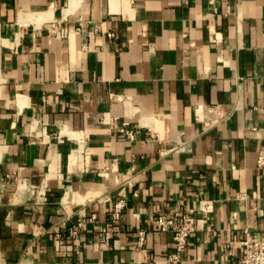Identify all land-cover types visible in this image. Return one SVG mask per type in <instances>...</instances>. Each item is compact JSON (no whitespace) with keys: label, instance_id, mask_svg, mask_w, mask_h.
<instances>
[{"label":"crops","instance_id":"crops-1","mask_svg":"<svg viewBox=\"0 0 264 264\" xmlns=\"http://www.w3.org/2000/svg\"><path fill=\"white\" fill-rule=\"evenodd\" d=\"M260 161L264 0H0V264H242Z\"/></svg>","mask_w":264,"mask_h":264},{"label":"built area","instance_id":"built-area-1","mask_svg":"<svg viewBox=\"0 0 264 264\" xmlns=\"http://www.w3.org/2000/svg\"><path fill=\"white\" fill-rule=\"evenodd\" d=\"M113 36V35H111ZM122 133L127 135L130 139L134 138L133 131L129 129H122ZM260 164L264 163L260 161ZM125 201H119L115 205V212L120 214L125 208ZM210 209L208 204L205 205L201 211H207ZM82 224L80 223L78 227ZM154 230L158 232L171 233L174 237L175 249L168 258L166 264H179L182 256L186 253L189 239L196 231V219L195 216L187 211H178L174 217L166 218L164 216H158L152 223ZM77 233V232H75ZM138 237L137 246L142 247L146 241V232L141 230L136 233ZM245 249V257L242 264H264V238L255 236L248 230L245 231V239L242 242Z\"/></svg>","mask_w":264,"mask_h":264}]
</instances>
